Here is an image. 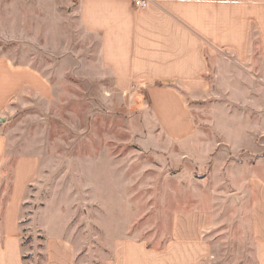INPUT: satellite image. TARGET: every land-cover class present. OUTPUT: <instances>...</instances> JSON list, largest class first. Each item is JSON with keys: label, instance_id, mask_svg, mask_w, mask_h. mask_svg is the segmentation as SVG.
<instances>
[{"label": "rangeland", "instance_id": "obj_1", "mask_svg": "<svg viewBox=\"0 0 264 264\" xmlns=\"http://www.w3.org/2000/svg\"><path fill=\"white\" fill-rule=\"evenodd\" d=\"M76 3L0 0V55L32 64L53 86L48 96L22 94L4 114L10 172L21 155L41 161L24 203L26 264L44 259L42 231L29 227L35 216L47 230L69 220L72 233L84 234L88 264H103L117 238L163 246L174 212L199 191L215 199L212 264H253L254 217L264 232V58L253 50L240 63L218 53L210 93L190 103L196 131L176 143L156 124L143 92L116 88Z\"/></svg>", "mask_w": 264, "mask_h": 264}, {"label": "crops", "instance_id": "obj_2", "mask_svg": "<svg viewBox=\"0 0 264 264\" xmlns=\"http://www.w3.org/2000/svg\"><path fill=\"white\" fill-rule=\"evenodd\" d=\"M76 2L79 22L97 37L101 62L116 88L143 92L156 124L176 143L196 131L190 103L210 93L208 74L218 53H232L240 63L253 50L264 58V0H148L145 7H137L134 0ZM26 92L48 96L53 86L32 64L0 55V118ZM5 124L0 122V264H26L24 203L40 177L41 161L37 155H21L13 159L10 172ZM195 195L193 203L174 212L173 234L163 246H152L144 238H117L103 264H212L218 257L212 237L215 199L208 192ZM68 221L47 230L36 216L31 218L29 227L42 231L43 264H88L84 234L72 233ZM250 227L251 261L264 264L258 217Z\"/></svg>", "mask_w": 264, "mask_h": 264}, {"label": "built area", "instance_id": "obj_3", "mask_svg": "<svg viewBox=\"0 0 264 264\" xmlns=\"http://www.w3.org/2000/svg\"><path fill=\"white\" fill-rule=\"evenodd\" d=\"M134 3L137 7H145L148 3V0H134Z\"/></svg>", "mask_w": 264, "mask_h": 264}, {"label": "water", "instance_id": "obj_4", "mask_svg": "<svg viewBox=\"0 0 264 264\" xmlns=\"http://www.w3.org/2000/svg\"><path fill=\"white\" fill-rule=\"evenodd\" d=\"M5 121V119L4 118H0V122H4Z\"/></svg>", "mask_w": 264, "mask_h": 264}]
</instances>
